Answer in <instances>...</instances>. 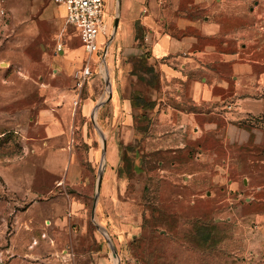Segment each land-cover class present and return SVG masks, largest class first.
Listing matches in <instances>:
<instances>
[{
	"label": "rangeland",
	"instance_id": "374dc122",
	"mask_svg": "<svg viewBox=\"0 0 264 264\" xmlns=\"http://www.w3.org/2000/svg\"><path fill=\"white\" fill-rule=\"evenodd\" d=\"M5 1L0 264H264V113L219 119L209 115L210 106L191 102L188 85L163 83L141 23L135 24L134 46L123 43L129 30L124 0H107L111 43L105 59L100 53L91 61L93 75L84 82L87 55L63 7L49 0ZM162 1L177 7L174 16L202 22L212 16L222 26L217 50L256 62L254 77L241 81L258 85L264 0H214L212 11L191 8L193 0ZM213 67L235 84L232 67ZM204 75L200 69L189 73L191 80ZM167 85L172 90L165 93ZM115 91L122 105H131L121 120L112 119L109 96ZM88 99L85 119L80 105ZM253 106L264 110V102ZM182 113L196 116L198 138ZM211 119L220 129L227 123L246 129L251 138L231 143L217 137L207 129Z\"/></svg>",
	"mask_w": 264,
	"mask_h": 264
},
{
	"label": "crops",
	"instance_id": "0c3cea01",
	"mask_svg": "<svg viewBox=\"0 0 264 264\" xmlns=\"http://www.w3.org/2000/svg\"><path fill=\"white\" fill-rule=\"evenodd\" d=\"M214 0H193L190 7H199L203 5L205 9L212 11L211 2ZM164 5V6H162ZM174 5V4H173ZM175 7V8H172ZM200 8V7H199ZM177 7L168 5L162 0H124L123 19L124 25L129 29L122 36L125 46H134L135 24L141 23L148 30V39H151V60L159 66L162 72V81H180V86L188 85V94L191 102L196 106L207 105L213 110L210 116L220 117L226 121L235 120L239 117H247L250 115H259L262 112L255 111L253 104L264 102V72L260 76L257 86L250 87L243 84L241 80L254 77V65L256 62L240 61L239 54H228L217 50L214 41H217L221 33L222 26L215 22L212 16L205 18L204 22L192 18L174 16ZM174 12L168 16L169 13ZM208 19V20H207ZM192 30L198 31L194 35L177 36L175 32L165 31L171 30ZM164 30V31H161ZM206 44L203 46L202 42ZM213 64L218 67H232L235 81L234 85L229 83L228 75L214 69ZM223 68V67H222ZM206 71L207 76L198 79H190L191 71ZM166 85V84H165ZM164 92L172 90L171 86H164ZM181 91L180 88L177 89ZM111 114L113 120H121L123 110L131 112V105L125 101L122 105L119 91L112 92ZM89 100V101H88ZM81 103L80 108L82 116L89 118L91 102L90 99ZM107 105L99 108L105 110ZM184 121L188 126H192L191 135L199 137L198 124L195 115L185 114ZM187 119V120H186ZM126 123L132 121L131 116L127 114ZM74 123V120L72 119ZM51 122L46 125V130L51 131ZM209 132L215 136H225L231 143H244L251 138V132L241 129L233 123H227V127L220 129L219 122L211 119L207 124ZM200 130V129H199ZM190 135V136H191ZM259 135V134H258ZM192 137V136H191ZM77 171L70 170L71 177Z\"/></svg>",
	"mask_w": 264,
	"mask_h": 264
},
{
	"label": "built area",
	"instance_id": "2783aa9c",
	"mask_svg": "<svg viewBox=\"0 0 264 264\" xmlns=\"http://www.w3.org/2000/svg\"><path fill=\"white\" fill-rule=\"evenodd\" d=\"M62 6L66 22L71 25L84 45L87 59L81 71V80L86 81L93 75L91 61L99 58L101 46L108 45L109 27L106 23L107 0H49ZM8 19L6 1L0 0V26ZM106 57L105 51L103 52ZM79 88L83 83H78Z\"/></svg>",
	"mask_w": 264,
	"mask_h": 264
},
{
	"label": "water",
	"instance_id": "95a60500",
	"mask_svg": "<svg viewBox=\"0 0 264 264\" xmlns=\"http://www.w3.org/2000/svg\"><path fill=\"white\" fill-rule=\"evenodd\" d=\"M118 24H119V19H116V20H115V29H117ZM110 43H111V39H110L108 45L106 46V50H104L106 55H107V52H108V48H109ZM104 59H105V58H104ZM109 99H110V100L112 99V94H110ZM103 106H104V103L101 104V105H99L98 108H101V107H103ZM106 149H107V143L105 142V152H106ZM102 182H103V175L101 174V176H100V178H99V182H98V191H99V192H100V190H101ZM114 257H117V253H116V252H114Z\"/></svg>",
	"mask_w": 264,
	"mask_h": 264
},
{
	"label": "trees",
	"instance_id": "16d2710c",
	"mask_svg": "<svg viewBox=\"0 0 264 264\" xmlns=\"http://www.w3.org/2000/svg\"><path fill=\"white\" fill-rule=\"evenodd\" d=\"M136 24H137V23H136ZM137 27H138V26H137ZM100 53H101V55L103 54L102 49H101V52H100ZM100 53H99V54H100ZM154 67H155V66H154ZM149 71H150L152 74H154V75L157 74L156 71L154 70V68H150ZM133 107H134V108H137V107H138V104L134 103V104H133Z\"/></svg>",
	"mask_w": 264,
	"mask_h": 264
},
{
	"label": "bare ground",
	"instance_id": "6f19581e",
	"mask_svg": "<svg viewBox=\"0 0 264 264\" xmlns=\"http://www.w3.org/2000/svg\"><path fill=\"white\" fill-rule=\"evenodd\" d=\"M103 46H104V44H103Z\"/></svg>",
	"mask_w": 264,
	"mask_h": 264
}]
</instances>
